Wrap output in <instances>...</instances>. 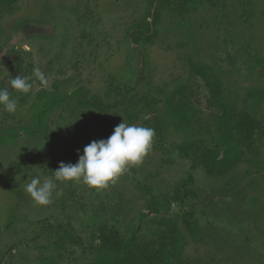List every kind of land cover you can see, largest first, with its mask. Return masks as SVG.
<instances>
[{
  "label": "rangeland",
  "instance_id": "374dc122",
  "mask_svg": "<svg viewBox=\"0 0 264 264\" xmlns=\"http://www.w3.org/2000/svg\"><path fill=\"white\" fill-rule=\"evenodd\" d=\"M202 1L184 18L172 14L167 4L160 5L158 33L153 43L142 44L143 57L128 30L148 15L147 0H16L2 15L0 88L7 87L18 99V108L6 117L0 109V127L26 117L28 104L43 90L81 89L86 99L97 95L114 108L84 111L73 102L69 110L51 114L49 135L41 142L0 144V264H38L65 229L72 238L59 264H88L102 228H116L124 238L140 229V242L154 239L158 229L149 221L140 222L149 197L138 183L167 200L171 220L196 211L200 236L189 239L186 258L203 264H264V138L258 134L249 162L231 175L213 178L204 169L196 170L195 197L184 208L173 199L191 162L175 150L182 135L173 130L163 149L153 139L143 161L104 189L58 182L61 194L47 206L36 205L24 191L34 176L43 180L61 162L77 163L78 152L83 154L93 140L108 139L123 120L143 126L149 119L143 105L138 110L116 105L121 99L117 88L128 98L137 94L138 100L156 96L159 89L187 86L201 123L210 125L219 109L204 81L191 75L192 62L210 64L227 93L237 99V108L254 115L246 91L264 88V66L251 73L255 61L264 60V0ZM14 52L22 59L16 76L30 77L33 84L27 94L9 84L19 57ZM36 67L45 73L47 87L33 76ZM140 71L144 79L137 84ZM26 96L27 102L20 104ZM127 111L140 115L134 119ZM256 116L264 129V104Z\"/></svg>",
  "mask_w": 264,
  "mask_h": 264
},
{
  "label": "trees",
  "instance_id": "16d2710c",
  "mask_svg": "<svg viewBox=\"0 0 264 264\" xmlns=\"http://www.w3.org/2000/svg\"><path fill=\"white\" fill-rule=\"evenodd\" d=\"M16 0H0L1 17L9 12ZM151 9L141 22L130 28L129 37L139 49L145 42L153 43L158 33V7L167 4L172 14L184 18L194 11V4H203L202 0H147ZM140 56L144 51L139 50ZM264 66V60L258 59L251 67V73ZM140 71L137 84L143 81ZM191 75L201 78L210 91L219 112L212 117L210 125L202 124L200 112L194 107L187 86H177L172 91L159 89L156 96L136 99L137 94L128 98L124 91L117 88L115 93L121 98L116 105H123L146 111L149 119L143 126L155 130L154 139L159 143L167 140L171 130L182 135L181 141L174 144L175 150L181 158L191 161V168L187 177L175 195L174 203L184 207L188 200L195 196L192 186L195 182L193 171L202 168L210 177L225 178L249 162V154L254 149L255 137L264 138V129L257 116L264 104V88H251L246 91V97L254 107V115L244 109L237 108L236 98L229 95L225 85L214 68L206 62H192ZM127 93V90H126ZM29 96L20 98V104H25ZM136 99V100H135ZM75 102L84 111L96 109L108 111L112 105L104 104L97 95H90L88 99L82 96V90L73 93L55 91H41L37 93L27 106V116L17 123L0 127V144L7 147L17 146L20 141L41 142L49 134L48 120L57 109L69 110ZM138 119L140 113L129 112ZM9 113H4L6 117ZM97 118V116L95 117ZM172 132V131H171ZM164 147V145L162 146ZM143 189L149 197L148 212L142 214L140 222L149 221L158 229L154 239L140 242V229L128 238H124L116 228H102L98 236L97 246L92 260L88 264H203L197 260L185 257V250L189 239L199 238L201 227L195 218L196 211L191 209L174 220L168 218L170 205L159 194L148 188ZM153 213V217H149ZM72 238L68 230L58 232V238L53 242V248L47 255L39 257L38 264H59L68 251V243Z\"/></svg>",
  "mask_w": 264,
  "mask_h": 264
},
{
  "label": "clouds",
  "instance_id": "9594fccd",
  "mask_svg": "<svg viewBox=\"0 0 264 264\" xmlns=\"http://www.w3.org/2000/svg\"><path fill=\"white\" fill-rule=\"evenodd\" d=\"M33 76L42 87L48 86L45 73L36 67ZM30 77L17 75L9 80L11 89L21 94L31 91ZM18 108V99L13 98L7 87L0 88V109L14 114ZM155 137L151 127L138 126L123 122L114 128L113 134L106 140H93L78 152L75 164L61 162L59 167L41 180L34 176L24 186V191L38 206L50 205L57 192L58 182H80L90 189H104L119 179L130 167L140 164L150 151Z\"/></svg>",
  "mask_w": 264,
  "mask_h": 264
},
{
  "label": "flooded vegetation",
  "instance_id": "af4514ba",
  "mask_svg": "<svg viewBox=\"0 0 264 264\" xmlns=\"http://www.w3.org/2000/svg\"><path fill=\"white\" fill-rule=\"evenodd\" d=\"M134 44V43H133ZM14 53H16V52H14ZM19 57H18V59H17V61L15 62V63H13V66H14V64H15V66L17 67V68H13V71H15V72H12L13 73V77H15L16 76V73H18L17 72V70H19L20 68H21V64H22V59H21V57H20V55H19V53H16ZM13 91V90H12ZM155 140V139H154ZM156 141V140H155ZM167 140H165V141H162L163 143H165ZM159 144V146H158V149H163V145H162V143H158ZM163 151H165V150H163ZM166 153V152H165ZM179 154V153H178ZM181 157V156H180ZM183 159V158H182ZM183 160H186V159H183ZM165 160H164V158H163V162H164ZM187 161H189V160H187ZM189 162H191V161H189ZM256 164V163H255ZM190 168H191V165H190ZM190 168H189V170H190ZM202 168H197V169H195L192 173H193V175H194V177H195V174H194V172L196 171V170H201ZM206 172V171H205ZM249 172V171H248ZM260 172V171H259ZM250 173V172H249ZM207 174V173H206ZM208 175V174H207ZM208 177H210L209 175H208ZM195 183H196V178H195V182H194V184H193V186L195 185ZM139 185L141 186V184L140 183H138V187H139ZM180 186H181V184L179 185V187H178V191H179V189H180ZM193 186H192V189H193ZM141 187H143V186H141ZM143 188H145V187H143ZM146 188H148V189H150L153 193H155L154 191H153V189H151L150 187H146ZM141 189V188H140ZM141 190H143V189H141ZM144 191V190H143ZM177 191V192H178ZM145 192V191H144ZM146 193V192H145ZM155 194H157V193H155ZM148 196V195H147ZM195 197V196H194ZM194 197H192V198H194ZM175 198V197H174ZM192 198H190V199H192ZM173 204H175V205H177L176 203H174V200H173ZM177 206H179V205H177ZM180 208L182 207L183 208V206H179ZM195 218H196V216H195ZM197 219V218H196ZM198 221V220H197Z\"/></svg>",
  "mask_w": 264,
  "mask_h": 264
}]
</instances>
